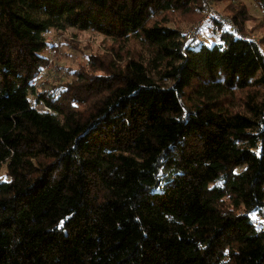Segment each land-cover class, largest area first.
<instances>
[{"label":"trees","instance_id":"obj_1","mask_svg":"<svg viewBox=\"0 0 264 264\" xmlns=\"http://www.w3.org/2000/svg\"><path fill=\"white\" fill-rule=\"evenodd\" d=\"M213 1L194 48L205 0H0V264H264V15ZM68 29L103 49L35 91Z\"/></svg>","mask_w":264,"mask_h":264},{"label":"rangeland","instance_id":"obj_2","mask_svg":"<svg viewBox=\"0 0 264 264\" xmlns=\"http://www.w3.org/2000/svg\"><path fill=\"white\" fill-rule=\"evenodd\" d=\"M241 1L242 5L246 6L251 19L247 22V27L250 28L248 33L250 35H246L247 37L253 38L257 44L259 43L260 32V23L261 17L264 15V12L257 8L256 5L253 4L252 0H237ZM225 1H215L213 0H205V9L204 14L195 20V22L189 24L186 22L177 23L183 34H188L194 29L196 38H193L191 34V47L197 48L199 45H213L214 43H218V33L216 32L213 23L224 24V18L229 20L231 26H234L237 30V26L234 24L233 20H231V16L225 9ZM208 10H213L216 17H213V13H209ZM178 21V20H177ZM176 21V22H177ZM172 25V24H171ZM225 27L230 28V26L225 24ZM76 32L74 29H68V31H50L45 35L46 41L52 44L50 50L46 52L47 59L51 58L52 62L48 66L49 70L39 79L40 89L46 88L49 89L52 86H56L61 83V81L69 80L71 77V70L75 69V67L80 63L83 64L86 60V56L90 53H96L103 49V40L99 35H93L89 31H85L81 33V36L77 38L74 37ZM245 36V37H246ZM76 43L78 47L74 45ZM259 46V44H258ZM261 47V46H260ZM169 81L166 82L168 84ZM0 175L4 177V168L0 166Z\"/></svg>","mask_w":264,"mask_h":264},{"label":"built area","instance_id":"obj_3","mask_svg":"<svg viewBox=\"0 0 264 264\" xmlns=\"http://www.w3.org/2000/svg\"><path fill=\"white\" fill-rule=\"evenodd\" d=\"M209 13H213V17H211V18H214V17H216V15L214 14V12H213V10H208V15H209ZM224 21H225V23L224 24H226V25H228V26H230V30L232 31H234V30H236V28L234 27V26H231V23H230V21L229 20H227V19H225L224 18ZM195 31H196V29H194L193 31H191L190 33L188 32V34H185L184 33V36L186 37V39H190L191 37V34L193 35V38H196V35H195ZM252 42H255V45L256 46H258V44H257V42L253 39V38H250V37H248ZM244 40H246V39H244ZM190 41V40H189ZM260 47V46H259ZM51 62H52V59L51 58H49V59H47V62H46V65H44L43 67H42V70L41 71H39L38 72V74H37V77H36V79L34 80V85H35V91H38L39 89H40V83H39V79H41L42 78V76L46 73V71L47 70H49L48 68V66L51 64ZM46 105L44 104V102L43 103H38V105L37 106H35L36 107V110H38V111H44V110H47L48 112H50V110H48L46 107H45Z\"/></svg>","mask_w":264,"mask_h":264}]
</instances>
